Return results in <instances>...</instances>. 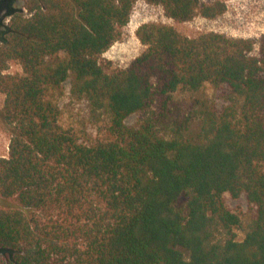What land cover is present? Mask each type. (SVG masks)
<instances>
[{"label": "trees", "instance_id": "trees-1", "mask_svg": "<svg viewBox=\"0 0 264 264\" xmlns=\"http://www.w3.org/2000/svg\"><path fill=\"white\" fill-rule=\"evenodd\" d=\"M136 1L27 0L0 30V264H264V36L253 55L248 39L143 24L144 51L108 72ZM145 1L176 22L225 11ZM67 85L104 120L97 136L61 125Z\"/></svg>", "mask_w": 264, "mask_h": 264}, {"label": "rangeland", "instance_id": "rangeland-1", "mask_svg": "<svg viewBox=\"0 0 264 264\" xmlns=\"http://www.w3.org/2000/svg\"><path fill=\"white\" fill-rule=\"evenodd\" d=\"M27 0H0V30H4L9 23L12 14L24 9ZM219 1L224 3L225 11L214 19H205L195 16L186 22H176L167 18L161 6L147 3L145 0H137L129 18V22L121 30V37L100 57V63L108 72L115 69H124L129 63L139 56L145 46L135 36L136 29L143 24L159 23L173 27L181 35L188 38H197L206 33H218L233 39H248L254 43L253 55L258 53V42L264 36V0H202L204 3ZM23 13L25 11L23 10ZM2 36V35H1ZM4 71L7 74L21 73L20 66L11 61ZM207 92L217 99L218 93L212 90ZM4 95L0 92V112L4 103ZM61 108L60 123L64 128L72 129L78 135L97 136L103 127L104 120H95L89 114L84 102L73 98L68 93V85L65 95L58 100ZM136 120V118H135ZM96 123H95V122ZM10 133L2 120L0 113V158L8 155ZM226 206L234 213L239 214L243 221H247L253 214L254 208L244 198L232 199L224 195ZM0 204H4L0 201ZM243 233L238 231L237 238L242 239ZM7 256L5 251L0 250V260Z\"/></svg>", "mask_w": 264, "mask_h": 264}]
</instances>
